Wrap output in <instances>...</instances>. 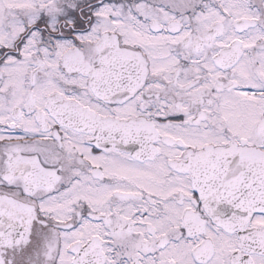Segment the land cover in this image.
<instances>
[{"label": "snow or ice", "instance_id": "snow-or-ice-1", "mask_svg": "<svg viewBox=\"0 0 264 264\" xmlns=\"http://www.w3.org/2000/svg\"><path fill=\"white\" fill-rule=\"evenodd\" d=\"M0 264H264V0H0Z\"/></svg>", "mask_w": 264, "mask_h": 264}]
</instances>
